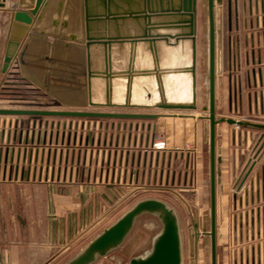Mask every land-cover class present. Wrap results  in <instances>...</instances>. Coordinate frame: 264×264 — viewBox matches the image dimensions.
<instances>
[{
	"label": "crops",
	"instance_id": "1",
	"mask_svg": "<svg viewBox=\"0 0 264 264\" xmlns=\"http://www.w3.org/2000/svg\"><path fill=\"white\" fill-rule=\"evenodd\" d=\"M199 1L196 45L200 41L207 47L206 0L202 14ZM17 2L8 0L5 6ZM222 7L226 110L262 116L264 0H230V8L223 0ZM9 20V13L0 8V68ZM13 69L11 64L7 73ZM8 77L12 82L17 76ZM47 102L56 104L48 109H65ZM144 114L156 116L88 121L0 117V264H54L99 221L110 218L114 207L130 200L134 204L161 201L155 192L195 191L197 198H209L207 119L193 111ZM260 134L249 149V130L226 121L216 125L218 264H264V139L259 140ZM157 141H164V146L156 149ZM219 214L225 221L230 217V229L217 228Z\"/></svg>",
	"mask_w": 264,
	"mask_h": 264
},
{
	"label": "water",
	"instance_id": "2",
	"mask_svg": "<svg viewBox=\"0 0 264 264\" xmlns=\"http://www.w3.org/2000/svg\"><path fill=\"white\" fill-rule=\"evenodd\" d=\"M7 1L0 0V8L10 16L0 73L5 75L12 64L13 75L65 109L0 108V115L133 119L156 114L85 108L196 109L198 0H18L16 6L6 7ZM227 4L230 8V0ZM222 6L223 0H206L208 99L203 109L208 112L209 126L211 264H217L216 125L225 120L264 130V123L216 117ZM144 211L159 212L163 227L151 251L131 259V264H180L177 222L171 210L156 199L136 203L66 264H87L96 254L103 255L123 239L135 216Z\"/></svg>",
	"mask_w": 264,
	"mask_h": 264
},
{
	"label": "rangeland",
	"instance_id": "3",
	"mask_svg": "<svg viewBox=\"0 0 264 264\" xmlns=\"http://www.w3.org/2000/svg\"><path fill=\"white\" fill-rule=\"evenodd\" d=\"M203 7V0L199 1L200 14ZM201 16V15H200ZM201 22V19H200ZM200 40V39H199ZM198 55L196 56V109L193 111L197 115H202L206 118L208 112L203 109L207 106L208 93V56L206 55L207 47L198 42ZM205 53V55H203ZM223 68V63H222ZM223 69L221 74L216 75L215 79V113L218 119L233 118L236 120L253 121L264 123V115L258 116L255 113H244L243 111H229L226 110V100L224 98V75ZM8 76H15L6 73H0V108L12 109H48L56 104L47 102L50 99H43L41 91L32 89L30 85L15 77L13 81L18 80V84L11 82ZM222 77V78H221ZM14 78V77H13ZM220 81H222L220 83ZM23 82V83H21ZM220 84V85H219ZM27 85V86H26ZM207 90V92H206ZM233 96V89H232ZM225 100V101H224ZM60 105V104H59ZM88 111H104V112H123V113H144L150 111H160L165 113H177L179 111L156 110L151 108H116V107H86ZM1 118H22L40 116H14V115H0ZM45 117V116H42ZM51 118V116H49ZM70 118V117H67ZM73 118V117H72ZM87 119L90 118H82ZM207 119V118H206ZM225 121V120H224ZM219 123V122H218ZM208 125V121L206 120ZM236 126L235 124H233ZM208 129V126H206ZM238 127V126H236ZM239 129H247L251 133V140L248 148L250 149L255 140L260 135H264V130L238 127ZM206 129V130H207ZM163 135V134H162ZM161 135V136H162ZM264 138H260L261 141ZM164 142V141H163ZM259 144V143H258ZM264 145V144H263ZM164 146V145H163ZM258 146V145H257ZM205 156L206 166L208 167V131H206L205 140ZM208 174V173H207ZM153 193V192H152ZM158 199L165 203L167 208L171 210L177 225L180 240L181 261L180 264H211L210 257V220H209V198H197L196 192H175L162 191L155 192ZM134 200H130L123 205L114 207L110 218L99 221L91 232L80 238L73 246L60 256L59 260L54 264H66L78 254H80L98 234L104 229L112 225L120 216L134 206ZM161 214L157 211H144L135 216L131 227L123 237V239L115 246L109 248L103 255L96 254L92 261L87 264H131L133 258H143L152 249L153 242L157 235L162 230ZM224 215L219 214L217 222L218 227L230 229L231 219L228 216L225 221ZM219 224V226H218ZM216 263L218 262V250L216 249ZM218 264V263H217Z\"/></svg>",
	"mask_w": 264,
	"mask_h": 264
},
{
	"label": "built area",
	"instance_id": "4",
	"mask_svg": "<svg viewBox=\"0 0 264 264\" xmlns=\"http://www.w3.org/2000/svg\"><path fill=\"white\" fill-rule=\"evenodd\" d=\"M163 145H164V142L163 141H157V142L154 143V147L156 149L162 148Z\"/></svg>",
	"mask_w": 264,
	"mask_h": 264
},
{
	"label": "bare ground",
	"instance_id": "5",
	"mask_svg": "<svg viewBox=\"0 0 264 264\" xmlns=\"http://www.w3.org/2000/svg\"><path fill=\"white\" fill-rule=\"evenodd\" d=\"M207 51H208V46H207ZM206 51V55L208 56V52ZM208 61V60H207ZM207 72H208V66H207ZM208 82V81H207ZM206 92H207V90H206ZM208 94V93H207ZM207 97H208V95H207Z\"/></svg>",
	"mask_w": 264,
	"mask_h": 264
}]
</instances>
